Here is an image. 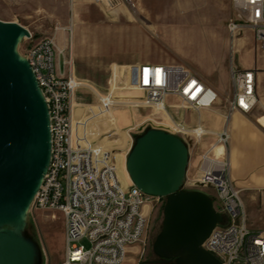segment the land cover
<instances>
[{
    "label": "built area",
    "instance_id": "built-area-1",
    "mask_svg": "<svg viewBox=\"0 0 264 264\" xmlns=\"http://www.w3.org/2000/svg\"><path fill=\"white\" fill-rule=\"evenodd\" d=\"M92 2L113 7L120 4V0ZM232 7L229 31L235 35L252 30L256 47L264 51V0H232ZM22 44L21 54L29 62L47 104L51 134L49 167L32 206L64 214L66 253L62 264H129L130 253L135 255L132 264H179L147 258L144 207L161 197L145 194L133 183L124 186L113 151L75 139L76 110L84 111V120L80 121L85 126L88 113L75 100L83 84L73 72L72 59H58L56 64L64 51H57L52 37L34 44L31 34ZM129 72L132 87L143 93L145 107L168 111L167 99L172 96L181 108L200 112L212 109L219 101L217 90L184 65L138 63L130 65ZM258 72L257 68L241 69L232 61V95L222 129L211 131L201 123L191 126L173 120L163 129L187 145L189 157L207 136L214 138L201 153L191 184L216 192L213 204L223 221L202 248L217 258L218 264H264V229L254 231L248 226L240 191L230 179V161L225 156L231 114H247L258 105ZM114 99L113 92L99 96L101 113L114 104ZM92 116L90 112L88 118ZM82 240H87L90 247L79 245Z\"/></svg>",
    "mask_w": 264,
    "mask_h": 264
},
{
    "label": "rangeland",
    "instance_id": "rangeland-1",
    "mask_svg": "<svg viewBox=\"0 0 264 264\" xmlns=\"http://www.w3.org/2000/svg\"><path fill=\"white\" fill-rule=\"evenodd\" d=\"M82 1L0 0V20L27 28L33 35L34 44L55 37L57 33L67 35L60 59L71 58L74 74L86 84L75 97L88 113L86 125L93 121L88 118L92 112L90 107L96 106L98 110L101 106L99 96L113 92L116 98V95L127 94L128 88L132 87L129 62L180 64L191 69L219 93V101L207 112H214L221 118L228 113V99L232 95V61L241 69L255 61L258 66L264 65V51L256 47L252 30L244 29L232 35L228 29L229 20L234 15L232 0H120V4L114 7L94 2L83 4L80 9L75 6ZM72 44L75 50H72ZM19 52H24V44L19 46ZM141 99L132 104L115 102L114 99V104L109 107L112 111L126 112V119L130 120L121 123L124 130L131 129L130 137L120 138L119 149L113 151L119 153L124 162L137 139L152 128L164 129V125L169 127L172 120L189 125L187 114L198 117L196 125L204 124L199 118L204 111L181 108L177 99L167 101L169 113L166 117L158 114L155 108L139 104ZM98 113L101 114L100 109ZM145 118L146 123L137 127ZM100 119L94 126L101 131L99 139L117 132L113 118L104 116ZM142 126L144 131L139 132ZM213 142V136L209 135L195 148L189 157L181 190H202L214 200L216 192L213 188L199 189L191 184L197 175L201 153ZM229 146L230 142L225 148L228 158ZM216 152L219 154L220 151ZM248 194L240 193L244 207L246 205L247 224L250 228H264V207H253ZM167 201V197H161L144 207L148 260L159 259L153 247L162 231ZM22 234L37 246V264H62L66 253L62 212L31 206ZM79 245L90 247L87 240H82ZM128 255L129 264H132L135 255Z\"/></svg>",
    "mask_w": 264,
    "mask_h": 264
},
{
    "label": "water",
    "instance_id": "water-1",
    "mask_svg": "<svg viewBox=\"0 0 264 264\" xmlns=\"http://www.w3.org/2000/svg\"><path fill=\"white\" fill-rule=\"evenodd\" d=\"M31 32L0 20V264H37V246L22 233L47 173L51 154L46 101L19 46ZM140 127L139 132H143ZM189 164L187 145L152 128L126 159L132 183L145 194L167 197L162 231L154 243L156 262L218 264L202 248L223 216L202 190L181 188Z\"/></svg>",
    "mask_w": 264,
    "mask_h": 264
},
{
    "label": "crops",
    "instance_id": "crops-1",
    "mask_svg": "<svg viewBox=\"0 0 264 264\" xmlns=\"http://www.w3.org/2000/svg\"><path fill=\"white\" fill-rule=\"evenodd\" d=\"M74 3V0H72ZM92 0H83L82 2L75 3V6L81 7L83 4H90ZM80 9V8H79ZM54 42L56 44L57 51H64L65 45L63 41L67 39L66 34H56ZM72 50H75L72 44ZM61 58V57H60ZM62 61V59H60ZM152 63H161V62H152ZM137 62H129L127 65H134ZM165 64V63H162ZM129 68V67H128ZM244 69H258L257 74V94H258V105L250 113L234 112L231 114L228 121V128L230 132V146H229V161H230V179L234 187L242 192H248L249 201L253 207L261 209L264 207V65L258 66L255 61L253 64H249ZM116 69V68H115ZM83 86L84 84L82 82ZM209 85V84H208ZM210 86V85H209ZM116 101L119 103L132 104V102H137L140 98L143 97V93L140 90H137L133 87L128 88L127 94L125 95H116ZM170 98L175 99L174 97H168L167 101ZM137 105V104H135ZM92 110L93 116L90 119L93 121L88 125H83V113L84 111L80 108H77V119L74 123V136L75 139L83 140L86 144H94L95 146H101L109 151H114L119 149L120 141L126 136L130 137L128 133L131 129L124 130L121 126L122 122H129L130 120L126 119V112L124 111H112L111 109H103L102 113H98L96 106L90 107ZM101 110V109H100ZM200 114L201 121L204 120V124L211 131L220 130L224 126L225 117L222 115L217 116L215 113L207 112L208 110H203ZM206 111V112H205ZM105 114V115H104ZM101 115V116H100ZM104 116H109L113 118L114 125L116 126V133L110 137L104 139H99L101 131L94 129V126L97 122L101 121L100 118ZM189 117V125L194 126L198 122L194 118V114L185 115ZM193 117V118H192ZM81 120V121H80ZM146 118L142 123L136 125L145 124ZM191 120V121H190ZM223 120V121H222ZM80 121V122H79ZM97 130V131H96ZM117 171L120 180L124 184H129L130 180L126 174V161L124 162L120 158L119 153H114ZM234 171V172H232ZM246 207V205H245ZM254 231H259L264 228L256 229L252 228Z\"/></svg>",
    "mask_w": 264,
    "mask_h": 264
},
{
    "label": "bare ground",
    "instance_id": "bare-ground-1",
    "mask_svg": "<svg viewBox=\"0 0 264 264\" xmlns=\"http://www.w3.org/2000/svg\"><path fill=\"white\" fill-rule=\"evenodd\" d=\"M142 100H143V97H142V99L140 100V103H139V104H142ZM160 113L163 114V115L165 116V115H167V114L169 113V111H163V112L158 111V114H160ZM165 117H166V116H165ZM171 118H172V117H170V118H168V119H171ZM164 127H168V126H165V125H164ZM169 127H170V126H169ZM126 171H127V169H126ZM127 174H128V172H127ZM128 176H129V174H128ZM129 179H130V183H129V184H131L132 181H131L130 176H129ZM122 183H123V182H122ZM129 184H124V183H123L124 186H128Z\"/></svg>",
    "mask_w": 264,
    "mask_h": 264
}]
</instances>
